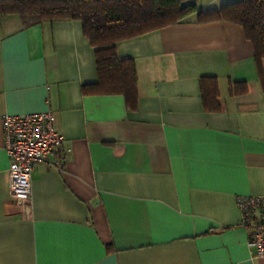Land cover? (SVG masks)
<instances>
[{
	"label": "crops",
	"instance_id": "obj_1",
	"mask_svg": "<svg viewBox=\"0 0 264 264\" xmlns=\"http://www.w3.org/2000/svg\"><path fill=\"white\" fill-rule=\"evenodd\" d=\"M234 1L115 43L132 105L92 87L81 20L0 16V264H264L237 206L264 196V59L239 24L197 18ZM44 110L64 142L18 199L1 116Z\"/></svg>",
	"mask_w": 264,
	"mask_h": 264
},
{
	"label": "trees",
	"instance_id": "obj_2",
	"mask_svg": "<svg viewBox=\"0 0 264 264\" xmlns=\"http://www.w3.org/2000/svg\"><path fill=\"white\" fill-rule=\"evenodd\" d=\"M186 0H0V16L17 14L28 21L79 19L94 48L98 93H121L127 104L136 97V70L133 59L118 57L115 43L152 29L178 22L195 12ZM198 21L222 19L239 24L251 42L256 62L264 59V0H236L218 9L197 13ZM88 85L82 90L87 92ZM211 92V93H210ZM216 87L204 89L206 108L215 100ZM211 94V95H210Z\"/></svg>",
	"mask_w": 264,
	"mask_h": 264
},
{
	"label": "built area",
	"instance_id": "obj_3",
	"mask_svg": "<svg viewBox=\"0 0 264 264\" xmlns=\"http://www.w3.org/2000/svg\"><path fill=\"white\" fill-rule=\"evenodd\" d=\"M4 150L9 160L8 191L18 199L31 196V171L59 149L64 136L53 125L49 110L1 116ZM240 224L249 230L248 245L264 257V196H239Z\"/></svg>",
	"mask_w": 264,
	"mask_h": 264
},
{
	"label": "rangeland",
	"instance_id": "obj_4",
	"mask_svg": "<svg viewBox=\"0 0 264 264\" xmlns=\"http://www.w3.org/2000/svg\"><path fill=\"white\" fill-rule=\"evenodd\" d=\"M196 2H197V0H196ZM185 3H195V0H186Z\"/></svg>",
	"mask_w": 264,
	"mask_h": 264
}]
</instances>
